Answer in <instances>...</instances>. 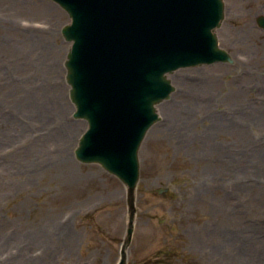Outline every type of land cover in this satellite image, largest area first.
I'll use <instances>...</instances> for the list:
<instances>
[{"label": "rangeland", "instance_id": "1", "mask_svg": "<svg viewBox=\"0 0 264 264\" xmlns=\"http://www.w3.org/2000/svg\"><path fill=\"white\" fill-rule=\"evenodd\" d=\"M232 62L180 68L138 150L126 264H264V0H223ZM52 0H0V264H116L126 188L74 150Z\"/></svg>", "mask_w": 264, "mask_h": 264}, {"label": "water", "instance_id": "2", "mask_svg": "<svg viewBox=\"0 0 264 264\" xmlns=\"http://www.w3.org/2000/svg\"><path fill=\"white\" fill-rule=\"evenodd\" d=\"M68 15L64 66L73 117L87 128L74 150L126 187L128 224L117 264H126L139 179L138 150L174 90L179 68L228 62L215 35L223 0H52ZM264 29V15L256 18Z\"/></svg>", "mask_w": 264, "mask_h": 264}]
</instances>
